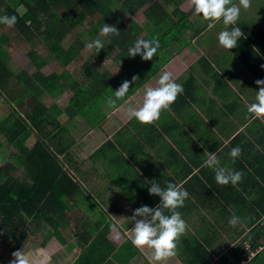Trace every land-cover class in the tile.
I'll list each match as a JSON object with an SVG mask.
<instances>
[{
  "label": "crops",
  "instance_id": "obj_1",
  "mask_svg": "<svg viewBox=\"0 0 264 264\" xmlns=\"http://www.w3.org/2000/svg\"><path fill=\"white\" fill-rule=\"evenodd\" d=\"M253 2L250 10L241 6V14H245V20L251 23L260 8V2ZM233 3L238 4V0ZM189 8L180 9L185 11ZM261 9L264 12V7ZM261 15L259 28L264 31V13ZM221 27V31L226 30L225 25ZM201 36L198 34L193 38L195 48ZM239 44V52L228 50L227 63L221 62L220 72L227 78V87L214 89L218 82L216 78L192 70L202 55L199 54L184 73L178 70L180 73L175 81L182 85L185 77L195 75L197 88L194 98L182 94L186 101L188 98V104L181 100L180 104L171 105L154 124H141L128 114L129 108L142 106L148 87H156L153 80L146 82L118 107L110 108L113 110L109 113H118L120 107L125 106V117L122 114L123 117L117 114L104 117V113L94 125H88L93 132L83 138L81 136L86 132L75 135L76 126L70 123L75 122L77 116L67 123L62 146H56L62 148L59 157L64 161L65 170L81 185V191L76 193L69 187L61 202L54 200L55 207L47 208L54 221L69 224V228L59 229L66 237H61L62 241L55 238L57 245L50 263L149 264L146 254L151 255L152 250L137 248L132 243L135 220L131 217L136 208L144 205L156 208L161 203L159 195L149 193L153 183L161 188L172 183L185 190L184 186L191 183V176L197 172L189 161L195 143L206 156L203 163L214 154L220 162L219 167L241 171L243 179L235 186L223 185L225 196L210 191L205 193L208 197L185 201L184 209L177 211L186 221L188 230L178 242L177 255L156 264H203V261L207 262L205 264H262L258 255L264 247L262 244H257L258 248L250 247L247 237L264 234V117L247 115V107L256 102L252 99L253 93L261 87L255 81L264 80V51L254 47L251 41ZM195 48L184 50L193 52ZM217 50L219 52L220 49ZM183 51L173 56L165 66ZM213 52V58L208 56L212 66L218 54ZM166 71L160 70L158 76ZM42 95L39 94L38 99L44 104ZM72 95L71 92L70 98ZM68 133L74 134L73 138ZM237 146L242 151L233 159L229 153ZM28 182L34 186L32 181ZM200 199H206L207 203L215 206L214 210L199 203ZM164 212L171 215L166 209ZM233 216L239 218L235 227L229 224ZM40 225L37 224L35 230ZM35 230L36 235L27 239V244L35 238L41 248L37 241L41 235ZM24 245L19 251L24 255L32 253L28 247L24 250ZM3 248L0 241V264H11L13 258L7 259V250L3 254Z\"/></svg>",
  "mask_w": 264,
  "mask_h": 264
},
{
  "label": "trees",
  "instance_id": "obj_2",
  "mask_svg": "<svg viewBox=\"0 0 264 264\" xmlns=\"http://www.w3.org/2000/svg\"><path fill=\"white\" fill-rule=\"evenodd\" d=\"M179 2L181 0H0V16L17 17L13 27L5 24H0V27L15 31L20 46H24L25 56L35 67L33 74L22 69L15 72L8 68L4 62L7 58L5 45L9 37L6 32L0 35V97L4 96L2 102L6 104L5 106L0 103V149L9 145L12 158L17 163L15 166L12 162L0 164V241L4 247L3 254L7 250V259L11 260L12 253L19 251L27 239L36 235L34 227L37 224L52 228L54 237L60 241L62 239L58 234L59 229L64 226L69 228L67 223L54 221V217L47 210L48 207H55L54 200L61 202L67 188L70 187L76 193L81 191V185L65 170L64 161L59 157L63 152L62 148L56 146H62L67 123L77 116L87 119L90 126L94 125L104 115L103 107H118L148 80L154 78L156 72L173 56L185 48H195L196 43L192 40L198 34L212 28L219 35L223 27L222 19L209 27L212 22L205 20L202 14H196L193 5L183 11L179 8ZM112 3H118L131 14L148 4L143 12L147 21L143 24L135 20L130 24L123 23L119 13L111 9ZM19 7L24 9L23 15L16 11ZM259 7H264V0H260ZM244 16L245 14L240 13L237 24L226 26V30L240 27L246 39L242 36L238 42L243 44L251 41L255 44L254 47L264 51V31H260V25H256L254 21L247 22ZM86 19L88 25L85 27ZM105 24L115 25L120 30V35L101 36L100 29ZM142 28L147 32L139 38ZM71 33L87 34L94 41L100 39L104 48L96 53L102 58L110 57L115 69L97 68L91 62L92 58L86 55L88 53L84 46L74 43L65 45L66 38ZM213 33L210 39L213 38ZM138 39L159 40L160 48L152 60H142L140 55H128L129 47ZM214 46L216 50L220 49L214 66L208 59L209 53L214 51L213 46H210L197 60L195 67L192 66V70L205 72L211 78H216L218 82L214 89L224 88L227 87V78L222 76L220 67L222 61H228V49L221 47L218 41ZM238 48L240 47L236 46L232 49L239 52ZM250 52H253L252 48ZM49 60L55 61L59 66L49 75H45L41 70ZM78 60L80 61L76 73L81 80L76 79L70 83L72 97L66 105L52 112L54 110L39 101V94L52 93L60 80L70 75L67 67ZM133 76H138L139 79L131 83L124 100L117 101L115 106L109 105V97L114 98V92L125 80L132 81ZM185 78L182 81L183 92L172 105L180 104L181 100L188 104V98L186 101L181 97L182 94L193 98L195 96V75L190 74ZM9 81H12L11 85ZM2 89L5 90L4 93ZM5 134L7 135L4 136ZM204 157L206 156L202 155V149L193 143V153L189 161L197 168V172L191 176V183L184 186L189 193L186 200L188 202L190 198L208 197L205 193L210 191L225 196L224 186L217 184L215 180L214 169L204 166ZM262 170L260 172L263 174ZM28 181H32L34 186ZM198 201L211 211L215 208L206 199ZM184 207L185 205L178 209L183 210ZM247 241L252 248H258L257 244L264 247V234H250ZM44 243L45 241L41 242L40 246ZM259 260L264 264V250L259 252ZM205 263L207 262L203 261Z\"/></svg>",
  "mask_w": 264,
  "mask_h": 264
},
{
  "label": "clouds",
  "instance_id": "obj_3",
  "mask_svg": "<svg viewBox=\"0 0 264 264\" xmlns=\"http://www.w3.org/2000/svg\"><path fill=\"white\" fill-rule=\"evenodd\" d=\"M190 3L194 6L196 14H202L205 20L212 22L209 27H212L215 22L221 19L225 26L236 25L240 18L241 6L244 9L251 7V0H239V5L233 3V0H190ZM16 22L17 17L15 15L0 16V24L13 27ZM100 35H115L118 37L120 30L115 25L105 24L100 29ZM244 35L240 27H233L231 30L221 31L218 39L224 48L230 50L238 45V41ZM86 47L88 49L95 48L99 52L104 48V44L100 39H96L94 42L88 43ZM159 48L158 39H138L133 46L129 47L128 55L131 57L140 55L142 60L148 61L153 59ZM137 79H139L138 76H133L132 81L125 80L114 92V98L109 97V105L115 106L117 101L124 100L129 92L131 83ZM255 83L261 85V87L257 91L256 102L248 105L247 111L253 114L254 117H264V80L258 79ZM182 92L183 86L172 79L171 73L164 72L158 80L157 87H148L146 89L142 106L129 108L128 114L141 124H154L160 119L163 111L170 109V106ZM241 151V148L237 146L231 150L229 155L235 159L240 156ZM219 163L214 154L209 155L204 162L205 167L214 169L217 184L235 186L242 181L243 172L219 167ZM149 193L151 195H159L161 203L156 208L144 205L134 210V214L131 217L132 220H135L134 228H132L134 233L132 243L140 249L145 247L151 249L152 254H146V256L149 264H156V262H163L177 255L178 242L182 236L186 235L188 230L186 221L177 209L184 206L189 193L182 187L172 183H168L166 188H161L158 184L153 183L149 188ZM165 209L171 215H166ZM238 222L239 218L236 216L229 220V224L233 227ZM12 255L15 259L11 261V264H29L22 251L13 252Z\"/></svg>",
  "mask_w": 264,
  "mask_h": 264
},
{
  "label": "rangeland",
  "instance_id": "obj_4",
  "mask_svg": "<svg viewBox=\"0 0 264 264\" xmlns=\"http://www.w3.org/2000/svg\"><path fill=\"white\" fill-rule=\"evenodd\" d=\"M251 2H253V4H255V3L260 2V0H251ZM178 5L180 8H183V9H187L190 6H192L190 3V0H181V3L179 2ZM238 5H239V0H238ZM147 6H148V4L140 7L133 14H131V13H128L126 10L122 9L118 3H112V5L110 4L111 9H113V10L117 11V13H119L122 22L125 24H130L134 20L140 24H143L145 21H147L144 14H143V12H144L143 9L146 8ZM250 9H251V7L249 8V10ZM16 11L20 15L24 14V9L22 7L17 8ZM262 13H264L262 11V9L258 8L256 13H255L254 20H253L256 25H260L262 23V15H261ZM87 25H88V19H86L84 21V26L86 27ZM4 32H6L5 34H7L9 37V41L5 46V49L7 52V58L4 62V64L8 68H12L15 72H18L22 69L29 74H33L35 72V67L33 66V63L29 60V58H27L25 56L24 46H20V44H19L20 40H19V38H17L15 31L12 29L10 30V29H4V28L0 27V35ZM146 32H147V30L142 28L141 33L139 35V38H142L146 34ZM212 32H214V31L209 30L206 32H202L201 33L202 36L200 37V40H204V42H202V41L199 42L200 40H198L197 46L193 52L184 50L180 56L173 58V61H171L169 63V65L165 66V64L167 63L166 62L162 66L161 70H163V71L167 70L166 72L171 73L172 79L174 81H176L178 78L177 75L180 72L184 73V71L187 70L188 66L195 61L197 56L201 53L202 54L205 53L207 51L206 49H208V47L213 46V48H214L213 50L218 52V50H216V46H214L216 41H218V36L214 34V36H213V38H211L212 39L211 40L210 35ZM77 41H78V43H77ZM92 42H94V39L91 40V37L88 36L87 34H80V35L78 34L77 35L75 33H71L66 38L65 45H69L70 43H74V44H77L78 46H84L87 53H88L86 55H88V58H92L91 62L97 68H106V69H112L113 68V69H115L113 67V62H112V59L110 57H103V58L99 57L98 54L96 53L97 50L95 48L88 49L86 47V45L88 43H92ZM200 43H202V44H200ZM237 46H240V45H237ZM37 50L42 52L40 47L39 48L37 47ZM229 51H231V50H229ZM213 53H214L213 51L209 53L210 58H213V56H214V55H212ZM224 58H227V57H224ZM79 61L80 60H78L77 62L74 61L67 67V69L70 71V75H68L64 79L60 80V82L57 84V86L55 87V90L52 93H43V95H42L43 103H44L45 107L54 110L52 112H55L58 110V108L63 107L65 105V103L67 102V100L70 98L71 92L69 91V85L73 80L79 79L78 78L79 76L76 73V69L79 66L78 65ZM58 66L59 65L55 61L49 60L47 65L41 71L45 75H49L51 72L55 71L58 68ZM158 73H160V71L156 72V76L154 78L148 80L147 83H149L150 81L153 80V82H154L153 85L157 87L158 86V80L160 78V76H158ZM161 75H163V74H161ZM79 80H81V79H79ZM11 82L12 81H9L10 85H11ZM4 92H5V90L2 89V93H4ZM256 94H257V92L253 93L254 98H252V99L254 101H256V99H255ZM3 98H4V96L0 97V103H4V102H2ZM1 106H4V105L1 104ZM5 106H6V104H5ZM125 109H126L125 106H123V107L121 106L120 110H118V113L117 112L109 113V111H112L113 109L110 110L109 107L105 106L102 108V111L105 113L104 117H107L108 114L110 115L108 117H111L112 115L115 116L116 114L118 117H123V116L125 117V115H126ZM120 114H122L123 116ZM75 120H76L75 122L74 121L70 122V123L75 124V126H76V128L74 130L75 135L76 134H83L86 132L83 136H81L83 138L84 136L93 132V129H91V128L88 129L89 123L86 119L83 120L82 118L77 117V118H75ZM99 123L100 122H98L95 125V127L98 126ZM72 133H68V135L73 138L74 134H72ZM6 135L7 134H5L4 136H6ZM4 136H3L4 143H6ZM12 154H13L12 149L9 145H5L4 147H2L0 149V164L3 165L6 162H12L13 165L15 166L17 163L12 158ZM36 229L37 230H35V231L41 235L37 241L39 243L45 241L44 245H46V246L39 248L38 244L36 243V241L34 239H32L31 244L28 245L27 244L28 240H29L28 239L24 245V250L28 247L30 252H32V253H26L25 257L28 259L29 264H49L50 261L53 259L52 253L56 249V245H57L56 241H54L55 240L54 230L52 228H50L49 226L44 225V224L38 226V228H36ZM58 234L62 238L66 237L64 232H62V230ZM13 259H15V258L13 257ZM40 259L45 260V262L44 263L40 262L39 261ZM50 264H59V263L54 261L53 263H50Z\"/></svg>",
  "mask_w": 264,
  "mask_h": 264
}]
</instances>
